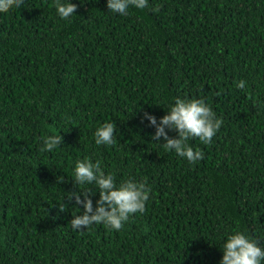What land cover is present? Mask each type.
I'll return each instance as SVG.
<instances>
[{
    "label": "trees",
    "instance_id": "obj_1",
    "mask_svg": "<svg viewBox=\"0 0 264 264\" xmlns=\"http://www.w3.org/2000/svg\"><path fill=\"white\" fill-rule=\"evenodd\" d=\"M72 2L69 19L54 0L0 10V264H218L233 230L264 246V0H150L127 15ZM176 97L222 119L210 143L189 141L204 153L195 163L144 119ZM109 120L116 143L98 146ZM84 157L117 183L146 178L145 209L120 230L70 227L83 209L64 197L83 187L72 169Z\"/></svg>",
    "mask_w": 264,
    "mask_h": 264
},
{
    "label": "clouds",
    "instance_id": "obj_2",
    "mask_svg": "<svg viewBox=\"0 0 264 264\" xmlns=\"http://www.w3.org/2000/svg\"><path fill=\"white\" fill-rule=\"evenodd\" d=\"M24 2L25 0H0V10L10 6L21 8ZM149 3L150 0H106V7L114 14L127 15L130 7L144 9ZM54 8L60 19H69L75 16L77 4L72 0H54ZM237 87L245 88L246 82L237 81ZM144 119L155 129L152 134L154 141L162 138L163 143L160 144L166 150L174 151L189 163H195L204 157V153L199 148L194 149L189 141L198 138L208 144L222 125V119L213 108L199 97H176L174 102L167 106L159 121L148 112L144 113ZM170 130H175L176 135L170 137ZM115 132L113 121L99 124L93 132L94 143L98 146L116 143ZM61 143V135H46L42 139V150L52 151ZM72 172L73 182L83 186L81 190L75 189L64 197L70 201L74 200L75 205L83 209L80 212L79 208L73 207L78 209L79 214L72 215L69 221L72 230L84 231L95 224H103L111 230H120L132 214L143 213L151 192L146 178H128L117 183L113 173H106L100 161H93L90 157L76 160ZM89 185L98 189L95 204ZM61 206L66 207L63 203ZM220 251L222 256L218 264H264V246L245 231L233 230L226 233L221 237Z\"/></svg>",
    "mask_w": 264,
    "mask_h": 264
}]
</instances>
